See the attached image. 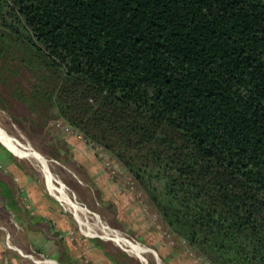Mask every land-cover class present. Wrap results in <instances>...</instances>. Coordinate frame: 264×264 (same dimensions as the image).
<instances>
[{
    "label": "trees",
    "instance_id": "1",
    "mask_svg": "<svg viewBox=\"0 0 264 264\" xmlns=\"http://www.w3.org/2000/svg\"><path fill=\"white\" fill-rule=\"evenodd\" d=\"M0 42L175 241L264 264V0H0Z\"/></svg>",
    "mask_w": 264,
    "mask_h": 264
},
{
    "label": "rangeland",
    "instance_id": "2",
    "mask_svg": "<svg viewBox=\"0 0 264 264\" xmlns=\"http://www.w3.org/2000/svg\"><path fill=\"white\" fill-rule=\"evenodd\" d=\"M1 46L0 42V135L2 133L11 135L30 151H36L40 159L35 156L28 157L24 151L14 149L1 137L0 147L9 152L8 148L12 152H9L11 159L26 162L27 170L40 177L44 191L53 195L72 217L75 223V235L87 239L101 238L111 241L122 249L124 254L136 257L140 264H152L151 257H155L161 264L155 250L149 247L147 238L142 237L141 232L132 230L133 228L119 222V219H122L128 224L127 208L129 207L132 211L131 206L136 204L145 218L143 217V225L136 224L135 227L145 228L147 237L160 235L167 242L175 241L137 186L136 181L125 173L122 165L106 153L100 145L88 144L102 164L104 180L111 182L110 186L117 187L119 192L115 197L109 192L105 193L101 185L83 183L84 179H87L86 172L72 161L70 145L64 141V137L68 135H80L42 109L40 101L36 100L29 89L31 85L29 74L15 60L19 54L5 49L3 51ZM48 173L50 177L46 178ZM62 191L75 206L61 196ZM126 196L131 199V203H125ZM114 203L118 206L117 210L113 206ZM70 240H72L71 236ZM4 243L12 251L38 263L52 262L44 256H37L34 252L31 254L21 252L19 248L13 246L12 239L7 233L4 235ZM184 245L187 247L185 243ZM83 263L92 264L86 255H84Z\"/></svg>",
    "mask_w": 264,
    "mask_h": 264
},
{
    "label": "crops",
    "instance_id": "3",
    "mask_svg": "<svg viewBox=\"0 0 264 264\" xmlns=\"http://www.w3.org/2000/svg\"><path fill=\"white\" fill-rule=\"evenodd\" d=\"M64 141L70 145L72 161L86 172L87 179L83 183L101 185L105 193L116 197L119 189L104 180L102 164L84 139L73 134L64 137ZM0 191V264H43L9 249L4 243L6 233L14 247L25 254L34 252L52 261L47 264H84V255L92 264H140L136 257L124 254L111 241L75 235L72 217L53 195L44 191L40 177L27 170L26 162L11 159L1 147ZM128 202L131 203L129 197L125 199V203ZM113 206L118 209L115 203ZM127 209L128 224L122 219L119 222L141 232L161 264H206L180 241L170 243L160 235L147 237L145 228L135 227L143 225L145 218L136 204L131 206L132 211ZM153 258H150L152 264H160Z\"/></svg>",
    "mask_w": 264,
    "mask_h": 264
},
{
    "label": "bare ground",
    "instance_id": "4",
    "mask_svg": "<svg viewBox=\"0 0 264 264\" xmlns=\"http://www.w3.org/2000/svg\"><path fill=\"white\" fill-rule=\"evenodd\" d=\"M0 137L3 139V141L9 145H11L14 149L16 150H21V151H24V153H26L28 155V157L30 156H35V158L37 159H40V156L38 155V153H36V151L32 150L30 151L27 147L23 146L18 140H16L15 138L11 137V135L9 134H4L2 133V135H0ZM7 146V145H6ZM8 147V146H7ZM22 147V148H21ZM12 150V149H11ZM34 158V159H35ZM41 167V166H40ZM49 174V173H48ZM46 175V178L47 176L50 177V174L49 175ZM50 188L52 189L51 185H50ZM63 192V191H62ZM61 196H64L65 197V200L70 203L72 206H75L71 201H69V198L67 199L68 196L65 195V193L63 192L61 194ZM71 207V206H70ZM73 210V209H72ZM73 212V211H72ZM82 216V215H81ZM109 233V232H108ZM96 235V234H95ZM100 235V234H98ZM133 247V246H132ZM134 248V247H133ZM136 249V248H135ZM138 251V249H136ZM147 251V250H146Z\"/></svg>",
    "mask_w": 264,
    "mask_h": 264
},
{
    "label": "water",
    "instance_id": "5",
    "mask_svg": "<svg viewBox=\"0 0 264 264\" xmlns=\"http://www.w3.org/2000/svg\"><path fill=\"white\" fill-rule=\"evenodd\" d=\"M7 150L9 151V152H11L8 148H7ZM12 153V152H11Z\"/></svg>",
    "mask_w": 264,
    "mask_h": 264
},
{
    "label": "built area",
    "instance_id": "6",
    "mask_svg": "<svg viewBox=\"0 0 264 264\" xmlns=\"http://www.w3.org/2000/svg\"><path fill=\"white\" fill-rule=\"evenodd\" d=\"M95 150H98V149H95Z\"/></svg>",
    "mask_w": 264,
    "mask_h": 264
}]
</instances>
